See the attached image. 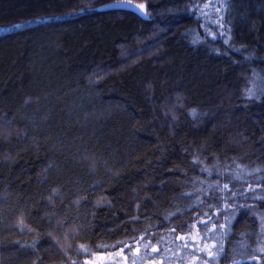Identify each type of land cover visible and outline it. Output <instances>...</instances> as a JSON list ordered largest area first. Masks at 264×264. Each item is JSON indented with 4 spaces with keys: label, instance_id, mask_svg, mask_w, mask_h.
<instances>
[{
    "label": "trees",
    "instance_id": "16d2710c",
    "mask_svg": "<svg viewBox=\"0 0 264 264\" xmlns=\"http://www.w3.org/2000/svg\"><path fill=\"white\" fill-rule=\"evenodd\" d=\"M105 1L0 0V264H264V0Z\"/></svg>",
    "mask_w": 264,
    "mask_h": 264
},
{
    "label": "water",
    "instance_id": "95a60500",
    "mask_svg": "<svg viewBox=\"0 0 264 264\" xmlns=\"http://www.w3.org/2000/svg\"><path fill=\"white\" fill-rule=\"evenodd\" d=\"M129 4L134 5V6H138V5L143 4V3H138V2H135V1H132V0H108V1H105V2H102V3L98 4V5H96L95 8L98 9V10H100V9L119 8V9L129 10V11L137 13L134 8L127 7V5H129ZM140 16L141 17H145V16H142V15H140Z\"/></svg>",
    "mask_w": 264,
    "mask_h": 264
},
{
    "label": "snow or ice",
    "instance_id": "6c2138e0",
    "mask_svg": "<svg viewBox=\"0 0 264 264\" xmlns=\"http://www.w3.org/2000/svg\"><path fill=\"white\" fill-rule=\"evenodd\" d=\"M127 7H129V8H134L135 11H136L138 14L142 15V16H145V17L148 16V13H147V11H146V6H145L144 4H140V5H138V6H134V5L129 4V5H127ZM81 11H83V9H81ZM17 27H20V26L17 25ZM249 94L252 95L251 92H250ZM224 187L227 188L228 186L225 185ZM153 251H156V249H153ZM208 254H209V256H212V255H213V253H211V252H209Z\"/></svg>",
    "mask_w": 264,
    "mask_h": 264
},
{
    "label": "rangeland",
    "instance_id": "374dc122",
    "mask_svg": "<svg viewBox=\"0 0 264 264\" xmlns=\"http://www.w3.org/2000/svg\"><path fill=\"white\" fill-rule=\"evenodd\" d=\"M257 218H258L259 225H260V233H261L260 236H261L262 242H260L259 248H261L262 245L264 246V212L258 211Z\"/></svg>",
    "mask_w": 264,
    "mask_h": 264
}]
</instances>
